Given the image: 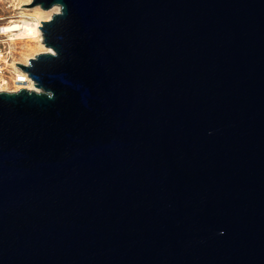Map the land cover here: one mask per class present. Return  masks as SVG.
I'll return each instance as SVG.
<instances>
[{
  "label": "water",
  "instance_id": "95a60500",
  "mask_svg": "<svg viewBox=\"0 0 264 264\" xmlns=\"http://www.w3.org/2000/svg\"><path fill=\"white\" fill-rule=\"evenodd\" d=\"M60 10L0 91V264H264V0Z\"/></svg>",
  "mask_w": 264,
  "mask_h": 264
},
{
  "label": "bare ground",
  "instance_id": "6f19581e",
  "mask_svg": "<svg viewBox=\"0 0 264 264\" xmlns=\"http://www.w3.org/2000/svg\"><path fill=\"white\" fill-rule=\"evenodd\" d=\"M24 4H19L14 8L15 13L12 16L7 18H1V20H6L4 24H2V28H0V38L4 39L3 41H7L10 46L17 47V44H21V61H26V63L31 59L30 55L32 51L43 49V51H48V48L44 45L41 28L39 26L42 25V21L49 20L51 15L55 12H58L60 9L58 6L54 7L51 10H44L41 7H36L33 11H26L23 6ZM51 13V14H50ZM36 47V48H35ZM2 62L8 66H11L14 71V74H19V80H17V76L15 78V91L18 89L28 88V89H36L35 86L30 85L28 87L26 83H23L24 79L21 77L19 73V67L15 61H10L8 58L1 59ZM2 79L0 78V81ZM7 81L3 83L0 82V90L3 91H13L6 86Z\"/></svg>",
  "mask_w": 264,
  "mask_h": 264
},
{
  "label": "rangeland",
  "instance_id": "374dc122",
  "mask_svg": "<svg viewBox=\"0 0 264 264\" xmlns=\"http://www.w3.org/2000/svg\"><path fill=\"white\" fill-rule=\"evenodd\" d=\"M32 2H33V0H0V25L4 24L6 21H8V19L1 20V18H7V17L12 16V14L15 13L14 8L16 6H18L19 4L28 5V4H31ZM36 7H40V6H23V8L26 11H33ZM53 15H54V13L51 15V17ZM0 39H2V38H0ZM3 45H5L4 48L9 51V54H7L6 57H9L10 61H15L18 63H23V64H27L29 62L28 61L26 63V61H23V60L21 61V55H20L21 44H17V47L16 46L12 47L9 45V43L7 41H3L1 43V46L3 47ZM42 52H45V51H43V49L34 50V51H32L30 57L31 58L35 57L37 54L42 53ZM7 69H8L7 73L9 75H8V84L6 85V87L11 88L12 87V83H11L12 79L11 78H13V73L15 70H13V72H12L11 69H13V68L11 66H8Z\"/></svg>",
  "mask_w": 264,
  "mask_h": 264
},
{
  "label": "built area",
  "instance_id": "2783aa9c",
  "mask_svg": "<svg viewBox=\"0 0 264 264\" xmlns=\"http://www.w3.org/2000/svg\"><path fill=\"white\" fill-rule=\"evenodd\" d=\"M3 26H2V24L0 25V28H2ZM3 40L4 39H0V78L2 79L0 82L1 83H3L4 81H7V83L6 84H4L3 86H6L7 84H8V73H7V65L5 64V62H2L1 61V59H3V58H8L9 59V57H6V55L7 54H9V51L8 50H6L5 48H4V46L5 45H3V47L1 46V43L3 42ZM18 64V63H17ZM19 69V73L21 74V77L24 79V81H23V83H26V85L28 86V87H30V85H33L34 86V82L32 81V79L29 77V75L26 73V72H23L20 68H18ZM9 72V71H8ZM14 76L16 77L17 76V80H19V78L20 77H18L19 76V74H14L13 73V78H11L12 79V81H11V83H12V87L11 88H9V89H11V90H13V91H15V89H14V87H15V78H14ZM6 77V78H5ZM23 88V87H22ZM28 89V88H27ZM19 90V89H18ZM17 90V91H18ZM0 91H3V90H0ZM12 92V91H11Z\"/></svg>",
  "mask_w": 264,
  "mask_h": 264
}]
</instances>
